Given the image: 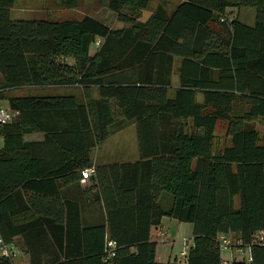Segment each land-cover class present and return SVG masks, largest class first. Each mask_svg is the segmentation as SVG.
Instances as JSON below:
<instances>
[{
  "label": "trees",
  "instance_id": "trees-1",
  "mask_svg": "<svg viewBox=\"0 0 264 264\" xmlns=\"http://www.w3.org/2000/svg\"><path fill=\"white\" fill-rule=\"evenodd\" d=\"M104 1L121 25L11 19L13 0H0V101L17 111L0 128L1 240L28 264H264V145L253 124L264 121V0H180L169 12ZM242 7L252 24L225 16ZM54 86L78 93H10ZM218 119L229 139L221 148ZM124 121L137 159L93 164L91 149ZM89 167L82 190L104 217L83 224L82 202L62 188ZM163 216L191 224L183 262L155 260L150 228ZM232 247L240 257L221 258Z\"/></svg>",
  "mask_w": 264,
  "mask_h": 264
},
{
  "label": "rangeland",
  "instance_id": "rangeland-1",
  "mask_svg": "<svg viewBox=\"0 0 264 264\" xmlns=\"http://www.w3.org/2000/svg\"><path fill=\"white\" fill-rule=\"evenodd\" d=\"M163 3L167 6L168 0H150V6ZM167 8V7H165ZM245 11L253 13L251 7L240 8L238 18L244 20L246 23H252L253 18L249 17ZM232 16V13L229 12ZM11 19H78L83 15L92 16L98 20H101L109 27L120 25L119 22L115 20L114 14L107 9L104 0H77V5L74 8H66L61 5L60 0H13V6L10 9ZM237 15V14H236ZM234 18V17H233ZM231 17V19H233ZM249 20V21H248ZM90 51L93 50V45L90 46ZM176 61V62H175ZM174 65L177 63V58H175ZM69 90V91H66ZM57 90V93L75 92V88ZM44 91V90H42ZM39 90L33 87H26L19 90H11L12 94H35ZM52 92V91H51ZM44 92H40L42 94ZM3 101V100H2ZM1 101V102H2ZM6 101L1 104L5 105ZM121 129H112L113 132L108 136L104 143L98 144L97 158H114L115 155L125 154L119 157L117 160L131 159L137 154L135 148L136 138L134 134V123L131 121H124ZM259 140L258 144L264 145V121L255 120L253 122ZM226 121L223 119H218L214 126L213 131V141L217 148H221L223 145H229V139L225 137ZM1 143V141H0ZM134 146V148H133ZM97 150H95L96 152ZM92 152V155H96ZM191 224L188 222L177 221L176 219L170 217H163L161 220V228L157 232H153L152 238L157 242L155 245V258L160 262H165L170 254H175L174 258L179 262L182 261V257H178L179 250H181L182 240L191 238ZM231 244L234 243L235 237L232 235L227 236ZM186 243V240H184ZM233 248V247H232ZM224 250L221 253V258H229L230 254ZM228 253V254H227ZM235 258H239L240 255L235 253ZM13 264H19V250L11 258Z\"/></svg>",
  "mask_w": 264,
  "mask_h": 264
},
{
  "label": "crops",
  "instance_id": "crops-1",
  "mask_svg": "<svg viewBox=\"0 0 264 264\" xmlns=\"http://www.w3.org/2000/svg\"><path fill=\"white\" fill-rule=\"evenodd\" d=\"M178 1H180V0H168V3H167L168 5L165 6V7H167L166 10L168 12L170 10H172L173 7L178 3ZM242 8H244V7H242ZM239 11H240V8H238V9H236V8H226L225 9V16L228 19H231V17L232 18L233 17H236L238 20H240L243 23L248 24V25H250V24L253 23V21H252V23H246V22H244V20L239 19L238 18V14H240ZM229 12L232 13V16H231V14ZM245 13H247V15H249L250 19H251V17L252 18L254 17V12L253 13H250L248 11L247 12L245 11ZM116 26H119V25H116ZM66 61L69 62V60H66ZM175 66H176V64L173 65V68ZM177 83H178L177 82V74H176V71L173 70V72L170 75V85L172 87H176ZM34 88H36V87H34ZM58 88H60V89L62 88V89H65L66 90L67 88H72V87L71 86H66V87L54 86V87H49V88H44V89L43 88L42 89L41 88H36V89L39 90L38 93H40V92L46 93V92H51V91L57 93L56 91L58 90ZM73 88H75V87H73ZM42 90H44V91H42ZM66 91H69V90H66ZM72 93H75V92H72ZM77 93H78V90H77ZM197 99H199V97H197ZM134 134H135V128H134ZM41 137H42V135L40 133H29V134H26L24 136V139L25 140H39V139H41ZM106 139L102 143H104L106 141ZM98 146L99 145L95 146L90 151V158H91V161H92L93 164H109V163H114V162L134 161V160L137 159V154H136V156H134V154H133V158L126 159V160H117V159H119V157H121L122 155H125V154H122V155L117 154V155H115L116 157H114L113 159L112 158H101V159H98L97 158V153H98V148H99ZM133 148H134V146H133ZM135 148L137 150L136 145H135ZM95 150H97V151L95 152ZM92 152H95L96 155H92ZM87 179H85L84 182H81V177H80L79 178V181H77L75 183H71V184H69L67 186H64V188H62V191H63V193H64V195L66 197L67 196L68 197H72V198L74 197V199H77V201L82 202V206L80 208V215H81L83 224L94 223V222H97L98 220L103 219V217H104L103 209H102L101 206H98L97 207L93 203L92 204L87 203V202H90L87 199L88 195H87V193H84V191L82 190L84 188V185L88 183V180ZM160 196H162L160 201L164 205L165 202L163 200L164 199L166 200L167 196L164 195V194L163 195H160ZM163 217H166V216H163ZM163 217H161L160 224L158 226L151 227L150 228V239L151 240H154L152 238L153 232L156 233L157 230H159L161 228V220H162ZM156 244H157V242H156ZM230 251H232V252H230ZM233 251L234 252H238V251L235 250V248H230V249H228L227 252L230 254V256H234L233 255L234 254ZM246 253H247V250H246ZM174 255L175 254H170V256H168V259L167 260H170V259L174 258ZM178 257H182V262H183L184 257L183 256H180V255H178ZM225 259L228 260L229 258H225ZM155 260H157V259L155 258ZM19 264H28V256H27L26 253H24L21 250H19Z\"/></svg>",
  "mask_w": 264,
  "mask_h": 264
},
{
  "label": "built area",
  "instance_id": "built-area-1",
  "mask_svg": "<svg viewBox=\"0 0 264 264\" xmlns=\"http://www.w3.org/2000/svg\"><path fill=\"white\" fill-rule=\"evenodd\" d=\"M17 114V111L10 109L7 104L2 105L0 101V128L5 125L6 123H9L14 116ZM92 168H84L80 171V177L81 182H84L85 179L88 178V176L92 173ZM220 238V249H226L228 247L229 241L222 236ZM114 242L111 240H107L106 246L108 247V250L110 253H112V250L114 249ZM187 245L186 243L183 244L179 254L180 256H184L186 253ZM17 248L12 243H4L0 238V256L12 258L14 254L17 252Z\"/></svg>",
  "mask_w": 264,
  "mask_h": 264
}]
</instances>
